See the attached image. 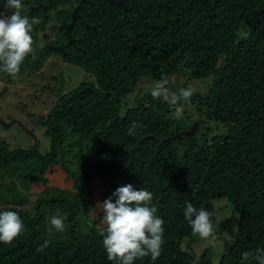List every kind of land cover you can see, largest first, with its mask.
Here are the masks:
<instances>
[{
  "label": "trees",
  "instance_id": "trees-1",
  "mask_svg": "<svg viewBox=\"0 0 264 264\" xmlns=\"http://www.w3.org/2000/svg\"><path fill=\"white\" fill-rule=\"evenodd\" d=\"M83 17L88 26L73 32L78 47L68 60L93 80L40 118L49 149L0 140V212H16L24 225L11 244L0 242V264H115L103 245V213L92 218L85 197L97 188L103 202L127 184L150 191L164 221L160 256L133 264H213L210 247L196 256L201 238L184 211L187 203L204 208L213 224L217 198L239 213L219 264L264 249V0H128L125 11L96 0ZM208 76L204 90L178 101L198 116L184 110L177 119L168 102L139 93L144 81L166 80L179 94ZM61 171L81 191L56 185ZM56 210L63 232L48 216Z\"/></svg>",
  "mask_w": 264,
  "mask_h": 264
},
{
  "label": "clouds",
  "instance_id": "clouds-1",
  "mask_svg": "<svg viewBox=\"0 0 264 264\" xmlns=\"http://www.w3.org/2000/svg\"><path fill=\"white\" fill-rule=\"evenodd\" d=\"M5 9H12L10 16L0 18V66L3 70L15 76L20 72L21 65L29 54L34 53L33 26L39 24V19L21 14V0H4ZM167 81H160L151 91L154 99L168 102L176 113V118H182V107L178 101L188 102L195 89L182 88L179 94L170 91ZM137 125L128 130L130 136L136 134ZM114 200V202H113ZM157 208L153 205V194L145 189H137L132 184L118 187L112 196L105 199L93 209V214L103 213L102 223L106 231L103 245L110 261L115 264H133L134 260L151 256L156 260L164 244V221L156 215ZM184 217L194 234L201 239H215L211 213L204 208H195L187 203ZM51 225L58 231L65 230L64 220L52 217ZM24 231V225L19 215L14 211L0 212V242L11 244ZM45 242L41 250L48 246ZM256 260L264 264V249H256L255 253L244 252L243 260Z\"/></svg>",
  "mask_w": 264,
  "mask_h": 264
},
{
  "label": "flooded vegetation",
  "instance_id": "flooded-vegetation-1",
  "mask_svg": "<svg viewBox=\"0 0 264 264\" xmlns=\"http://www.w3.org/2000/svg\"><path fill=\"white\" fill-rule=\"evenodd\" d=\"M96 0H21V14L31 20L39 19L33 26L34 53L29 54L21 65L20 72L12 76L0 66V140L10 128L26 130L37 142L35 130L26 126L34 124L46 113H38L35 107H54L57 101L72 89L68 88L71 76L68 60L74 48H77V37L73 36L78 26H88L83 17V10L88 2ZM110 5L128 9V0H107ZM0 0V18L10 16L12 9L2 7ZM78 6L77 14L74 12ZM78 67V66H77ZM27 107V109H26ZM31 107V108H30ZM24 114L27 120H24Z\"/></svg>",
  "mask_w": 264,
  "mask_h": 264
},
{
  "label": "rangeland",
  "instance_id": "rangeland-1",
  "mask_svg": "<svg viewBox=\"0 0 264 264\" xmlns=\"http://www.w3.org/2000/svg\"><path fill=\"white\" fill-rule=\"evenodd\" d=\"M68 74L71 76V81L68 88H75L77 87L81 82L93 80V76L88 74L85 70H83L80 67H77L76 65H72V67L68 68ZM211 76H208L204 78L203 80H197L194 82H190L189 86L198 89V90H204L205 85H208L211 82ZM183 79V78H180ZM202 83V84H201ZM157 85V83L154 82H147L144 81L140 84V94L146 91H152V89ZM139 88V87H138ZM133 96L129 95L126 100L131 102V98ZM180 107H182V112L184 110L193 111L194 113L197 111L196 107H192L189 105H184L181 103H178ZM31 108V107H30ZM51 107H35L36 112L38 113H46L50 110ZM27 109V107H26ZM197 116L198 113H195ZM24 120H27V115L24 114ZM34 124H31L30 122H26V126L29 127L31 130H35L34 133H36L37 142L39 144V149L43 152L47 151L49 149V138L45 134V129L40 126V129L36 127L38 125V119H34ZM222 125L215 127V132H220L222 130ZM3 138H5L8 143L11 145V147H21L25 148L30 145H33L35 143L34 138L24 129L22 128H16L12 127L10 128L5 134L2 135ZM76 150H72L69 154V157L72 158V154H74ZM73 159V163L75 167L81 168V158L80 159ZM60 187L63 188H74L75 191L79 192L81 191V184L75 182V180H69L68 182L65 181V172L61 171L60 174H58V180L57 184ZM42 189L41 186H35L34 190ZM101 192L97 188H93V191L91 194L86 195L85 199L88 202L89 200L92 201L93 206L88 209V214L93 218L96 215L93 214V209H96V206L99 203H102L101 200ZM215 213H216V220L213 223V232L215 239L209 238L207 240L205 239H199L194 244L193 249L198 256L202 249L210 247L212 248V262L213 264H219L221 257L224 253L225 244L232 242L237 235V230L239 227V213L234 209L233 204H231L227 198H217L213 201ZM48 216L51 220L52 217H62L61 212L59 210L56 211H50L48 212Z\"/></svg>",
  "mask_w": 264,
  "mask_h": 264
},
{
  "label": "water",
  "instance_id": "water-1",
  "mask_svg": "<svg viewBox=\"0 0 264 264\" xmlns=\"http://www.w3.org/2000/svg\"><path fill=\"white\" fill-rule=\"evenodd\" d=\"M81 1H83V0H81ZM117 2L118 3H121V0H117ZM77 10H78V6L75 8V10H74V12L77 14L78 12H77Z\"/></svg>",
  "mask_w": 264,
  "mask_h": 264
}]
</instances>
